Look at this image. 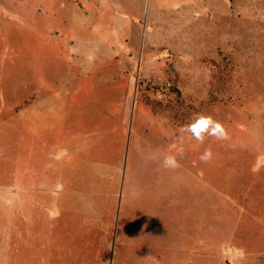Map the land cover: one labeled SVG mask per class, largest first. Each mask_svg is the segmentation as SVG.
Returning <instances> with one entry per match:
<instances>
[{
    "label": "rangeland",
    "instance_id": "374dc122",
    "mask_svg": "<svg viewBox=\"0 0 264 264\" xmlns=\"http://www.w3.org/2000/svg\"><path fill=\"white\" fill-rule=\"evenodd\" d=\"M31 257L264 264V0H0V264Z\"/></svg>",
    "mask_w": 264,
    "mask_h": 264
},
{
    "label": "clouds",
    "instance_id": "9594fccd",
    "mask_svg": "<svg viewBox=\"0 0 264 264\" xmlns=\"http://www.w3.org/2000/svg\"><path fill=\"white\" fill-rule=\"evenodd\" d=\"M181 132L188 134L191 139H194L199 144H203L209 137L215 138L217 141H227L230 139V134L223 122L214 119L212 115L204 113H195L189 123L181 128ZM183 147L179 146L174 152L166 154L161 160V166L167 170H174L180 166L178 157L183 155ZM214 157L211 148H206L200 155L201 162L208 163Z\"/></svg>",
    "mask_w": 264,
    "mask_h": 264
},
{
    "label": "crops",
    "instance_id": "0c3cea01",
    "mask_svg": "<svg viewBox=\"0 0 264 264\" xmlns=\"http://www.w3.org/2000/svg\"><path fill=\"white\" fill-rule=\"evenodd\" d=\"M21 222L25 225H27V230L25 232H20L18 233V240L19 241H26L28 244L24 247V250L26 248H34L35 249V242L40 239V231L36 230V218L29 215L25 214V212H21ZM7 222L10 223V219L7 220ZM35 226V227H34ZM22 245L19 244V251H22ZM9 250V244L3 246V250ZM25 256V255H24ZM31 261L29 262L30 264H35V258H30Z\"/></svg>",
    "mask_w": 264,
    "mask_h": 264
}]
</instances>
